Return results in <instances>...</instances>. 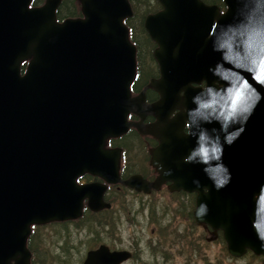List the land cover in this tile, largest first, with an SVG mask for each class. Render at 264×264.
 I'll return each mask as SVG.
<instances>
[{
    "label": "water",
    "instance_id": "water-1",
    "mask_svg": "<svg viewBox=\"0 0 264 264\" xmlns=\"http://www.w3.org/2000/svg\"><path fill=\"white\" fill-rule=\"evenodd\" d=\"M78 1L82 16L59 22L60 0H0V264H30L31 225L76 219L85 198L93 211L110 207L105 184L76 178L120 181L119 150L105 144L129 126L159 140L158 176L122 183L195 191L196 223L220 229L232 256L250 250L264 264V0H223V12L202 0H158L162 8L144 19L160 68L147 85L160 95L151 104L143 91L130 94L129 0ZM175 108L184 112L169 119ZM130 111L156 121L142 127ZM131 256L99 244L82 264Z\"/></svg>",
    "mask_w": 264,
    "mask_h": 264
},
{
    "label": "rangeland",
    "instance_id": "rangeland-1",
    "mask_svg": "<svg viewBox=\"0 0 264 264\" xmlns=\"http://www.w3.org/2000/svg\"><path fill=\"white\" fill-rule=\"evenodd\" d=\"M136 6V15L144 12L148 6L151 9H160L158 0L136 1ZM129 21L135 25L138 22L135 16ZM135 35L137 38L143 37L138 30ZM151 45L153 46L154 44ZM148 48V42L141 46V56L144 58L146 66L149 58L146 57ZM133 151L136 152V148ZM115 194L117 198L113 201L115 205L113 206L112 215L116 222L112 223L114 225L112 230L105 231L108 235L103 231L101 232V240L99 242L91 240L90 230L92 231V229L88 226L79 229L75 223H68L66 228H62L58 224L45 225L39 228L37 238L42 239V244L39 243L41 245L38 246L41 252L44 251L41 264H62L59 261V257L63 258L61 254L63 242H65V247L68 242L81 244L77 247V250L74 248L70 249L69 254L72 256L70 259L72 263H74L75 257L78 255L82 257L86 250L96 247L100 243L107 244L115 249H131L134 256L122 264H203L205 259L210 262H216L219 259L220 264H246L249 260L248 258H250V250L240 256L229 254L226 242L224 239V243L221 241L220 229L215 231L216 236L214 237V234L211 233L212 230H208L201 225L196 226L195 224V227H193L191 218L187 217V215L181 216L176 212V209H172V198L167 200L169 196L165 192L149 202L151 204L149 209L145 206L138 208V197L126 189H122L120 192L116 189ZM112 197H114V194ZM140 198L143 197L140 196ZM130 203H134L135 210L129 208L132 214H129L127 210ZM108 219L111 220V218ZM163 223H165L163 229H160L159 226H162ZM206 225L209 226L208 224ZM162 233L167 235L164 245L158 243L157 240V237L161 236ZM177 233L186 234L187 240L192 243L191 248L198 250L195 258H190L186 254V245L179 244L177 246L174 244V246H171L173 241L171 238L172 236L177 238ZM52 256L54 257L51 258ZM260 257L259 262L263 264L262 256Z\"/></svg>",
    "mask_w": 264,
    "mask_h": 264
},
{
    "label": "flooded vegetation",
    "instance_id": "flooded-vegetation-1",
    "mask_svg": "<svg viewBox=\"0 0 264 264\" xmlns=\"http://www.w3.org/2000/svg\"><path fill=\"white\" fill-rule=\"evenodd\" d=\"M203 1V0H202ZM159 2V1H158ZM204 2V1H203ZM29 6H33L30 4ZM162 8L161 5L159 7ZM158 9V10H160ZM156 10L155 12H157ZM223 11V9H222ZM154 13V12H151ZM149 14V13H148ZM145 19V17H144ZM144 19H143V25H144ZM127 21V18L125 19V22ZM146 32V30H145ZM143 37L138 38L139 40L143 41V44L147 43L148 41L145 40L146 36L149 37L148 33H140ZM146 34V36H145ZM150 38V37H149ZM151 40V38H150ZM152 41V40H151ZM142 44V45H143ZM151 42H148L149 48L147 49V56L149 57L147 60V66L144 64V58H140L141 62V68H140V76L139 81L136 83V85L133 84V81L130 84V94L131 96H136L141 91L144 92V100L146 104H151L155 101H157L160 97L159 93L154 90L151 87H148L147 85L150 83L152 79H157L160 77V68L157 60L154 58V49L156 48V43L154 42L153 46L151 45ZM151 48V49H150ZM142 50V49H141ZM145 57V58H146ZM28 63V60L21 62L20 69L21 73L25 69L26 65ZM194 87H201L204 88L205 82L201 81L200 83L192 84ZM180 95H183V91L180 92ZM184 108H175L169 113V119L175 117L178 113H183ZM127 120L130 122H140L141 126H147L156 121L155 116H153L150 113H144L143 116H140L132 111H130L127 114ZM183 134H187L189 132L188 122L185 120L184 124L181 129ZM159 140L146 133L140 132L137 128L133 126H129L127 131L123 134L116 136V137H110L106 140L105 147L110 149H118L119 152V166H118V174L120 181L116 183H107L102 178H100L97 175H92L88 172L83 173L82 175L78 176L76 178V182L78 184H87L92 182H99L106 185V188L103 192V200L105 202L110 203L111 201H114L117 196L115 194L116 189L120 192L122 189L128 190L133 195H136L138 197V208L147 207L150 208L151 204L149 203L152 199H155L156 196L161 195L163 192L169 196L167 200L172 198V209H176V212L180 214L181 216H186L192 219V222L196 226H203L204 228H207L208 230H212L211 227L207 226L206 224H197L195 217H194V211L196 209V196L197 193L195 191H186L184 189H178V190H172L171 189V182L165 181L163 182L159 188H151L148 192H144L143 190H136L134 188L128 187L125 184L122 183V181L128 179L129 177L133 175H138L142 180L148 183H152L156 177L158 176V171L155 166L152 165L151 159H152V151L156 149L159 145ZM134 148H136V152H134ZM206 189H204L205 191ZM114 194V197L112 195ZM142 196L143 198H140ZM155 196V197H154ZM111 200V201H109ZM133 204V206H132ZM168 205V204H167ZM86 208L92 212L91 209L88 208L87 205V199H83L82 201V212L83 210H86ZM128 208L134 209V203H130L128 205ZM104 209V208H102ZM101 210V209H100ZM135 210V209H134ZM99 211V210H97ZM129 214L131 211H128ZM132 214V213H131ZM167 222H169L167 220ZM211 228V229H210ZM217 231V230H216ZM212 234L215 235V232L212 230ZM220 236L223 238L222 231H220ZM104 244V243H101ZM107 245V244H105ZM98 246V245H97ZM96 246V247H97ZM110 247V246H109ZM93 249V248H90ZM110 249H115L110 247ZM89 250V249H88ZM131 251L133 257V251L131 249H128ZM130 258V259H131ZM129 260V259H128ZM127 261V260H126ZM31 264V261H30Z\"/></svg>",
    "mask_w": 264,
    "mask_h": 264
},
{
    "label": "trees",
    "instance_id": "trees-1",
    "mask_svg": "<svg viewBox=\"0 0 264 264\" xmlns=\"http://www.w3.org/2000/svg\"><path fill=\"white\" fill-rule=\"evenodd\" d=\"M43 1L44 0H31V4L32 5H39V4L43 3ZM136 1L143 2V0H129L131 10H132V15L130 17H127V21H126V25L129 28L130 40L133 42V44L136 47V71H135V78L133 81L134 85H136V83L139 81L138 79L140 76V68H141V62H140L141 46L143 44V41L139 40L136 37L135 32L138 30L139 33H143V34L146 33L144 30V27H143V19L148 13L155 12L157 10L156 8L151 9V7L148 6L144 12L136 15V12H137V6L135 7ZM203 1L207 4L218 5L220 8L224 7L222 0H203ZM55 15H56L57 21H63L66 18H77V17L82 16L79 1L78 0H60V3L56 9ZM134 16L137 18V21H138L137 25L132 24L129 21V19L132 20V18ZM136 26H137V28H136ZM145 36H146V34H145ZM145 40L148 42H151L153 44V42L150 40V38L148 36H146ZM109 201H111V200H109ZM111 203L112 204L109 208H104V209H101V210L96 211V212H92L86 208V210H83L82 215L76 219H69V220H63V221H52V222H49L46 224H40V225L39 224H33V225H31L30 226V228H31L30 234L27 237V247L31 253V258H30L31 264H41V262L43 260V256H44V251L41 252L40 248L38 246V245L42 244V239L37 238L38 233H39L38 232L39 228L44 227L45 225H51V224L52 225L58 224V225L62 226V228H66L68 223H75L79 229H82L83 227L88 226L89 228L92 229V231L89 229L90 233H91V240H93L94 242H99L101 240V232L103 231L105 234H107L105 231L112 230L114 228L113 224L116 222L115 219H113V215H112L113 206L115 204L113 201H111ZM127 210L129 211L128 207H127ZM108 218H111L112 222ZM83 220H85V222H83ZM154 221H155V219H154ZM164 224L165 223H163L162 226H159L160 229H163ZM192 225H193V227H195L194 223ZM96 229H98V230H96ZM167 233H168V231H167ZM166 236L167 235H165L164 233H162L161 236H158L157 237L158 243H160L161 245H164L165 240H166ZM177 236H178L177 238H174L172 236L171 239L173 241L171 243V246H174V244H176L177 246L179 244H181V245L184 244L187 247L186 254L190 258L191 257L195 258L197 256L198 250L191 248L192 243H191V241L187 240V235L177 233ZM221 241L224 243L223 239H221ZM39 243H41V244H39ZM63 243H64V245L61 246V248H62L61 254H62L63 258L59 257V261L62 262V264H79V263L82 264V261L84 259L86 252L84 253V255L82 257L79 255L77 257H75L74 263H72L70 261L72 256L69 254L71 251L70 249L74 248L77 250V247L81 244L68 242V243H66V247H65V242H63ZM64 248H65V251H64ZM93 248H95V247H93ZM222 249L224 250V248H222ZM249 253H250V258H248L249 260L247 261L246 264H261L259 262V260L261 259L260 256L253 254L251 251H249ZM53 257L54 256H52L51 258H53ZM254 260H255V262L253 263ZM203 264H220V260L217 259L216 262H210V261L205 259Z\"/></svg>",
    "mask_w": 264,
    "mask_h": 264
}]
</instances>
